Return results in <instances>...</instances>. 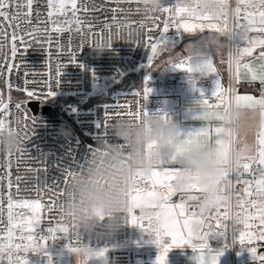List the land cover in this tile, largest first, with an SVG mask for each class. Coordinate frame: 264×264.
Wrapping results in <instances>:
<instances>
[{"label": "built area", "instance_id": "2783aa9c", "mask_svg": "<svg viewBox=\"0 0 264 264\" xmlns=\"http://www.w3.org/2000/svg\"><path fill=\"white\" fill-rule=\"evenodd\" d=\"M21 2L26 3V0ZM229 2L234 9L235 0ZM174 3L175 0H163V6ZM77 5L79 10L73 17L70 9L60 14L55 9L47 7V0H33L31 17L25 16L27 12L25 8L21 10L16 21L0 19V31L7 30L10 37L13 27L18 24L17 36L23 35L26 42L25 45L18 43L21 52L15 58L17 68L9 74L4 65L5 59L11 56V42L10 39L5 42L3 36H0V44H3V48L0 49V81L5 88L4 103L0 106V119L21 137L18 150L11 155L0 150V211H2L0 229L6 230L8 223L9 193L13 198L12 211L16 223L31 219L34 215L25 202L39 200L42 205L40 224L32 233L36 239L42 236L50 237L48 228L57 227L61 219L60 204L65 200L68 190V186L63 183L65 170L79 173L102 140L115 142V137L110 135V126L115 120L130 119L126 115L116 116L117 110L123 111L115 109L116 105H127L135 110L139 101L141 105L144 104L147 112H167L174 115L175 121L179 124L184 108H200L198 102L212 96L217 78L222 89L228 88L231 83L236 89V94L239 93V78H235L238 75L237 70L233 66L230 73L227 62L228 49H225L224 68L213 56L219 75H201L195 84L190 81L186 72L174 69L168 62L154 72L155 58L151 67H148V56L151 55V51L147 46V35L149 29H152L151 35L154 39L158 38L162 23L160 28H157L156 25L160 21L153 22L152 19L146 18L160 14L145 13L143 0H77ZM50 11L51 16L48 15ZM12 12L15 13L16 9L13 8ZM167 15L161 16V21ZM76 19H79V24L75 22ZM69 20H72L71 24ZM241 22H244L243 19ZM9 23L13 27H10ZM141 23L145 27L140 30L139 36L135 32L130 36L129 25L132 29H139ZM108 26L112 30L111 47L102 49L93 47L92 45L101 38L100 35L93 33H102L106 41L109 34ZM57 28L64 30L57 32L55 31ZM174 34L175 28L172 27L168 35ZM212 34L216 33L207 29L203 33L199 31L183 33L178 43L186 36L197 38ZM249 36L255 38L259 34L250 32ZM82 40L85 46L80 49L78 45ZM71 51L76 52L75 63L70 62ZM8 62L11 63L10 60ZM58 66H64L61 67L59 78ZM128 77L131 78L129 84ZM49 84L55 91L52 97L46 95ZM145 86L151 89L146 102L143 100ZM205 89L206 93H201ZM28 92H32L33 95L29 96ZM135 92H140L141 95H133ZM30 100L39 102L37 112H33L28 105ZM45 105L51 106L47 113L42 111ZM108 111L112 119L108 121L109 127L105 129V114ZM33 118L35 123L32 122ZM29 169L41 171L37 173ZM17 177L20 179L17 180ZM243 178L252 179L247 173ZM9 181L11 188L8 187ZM233 183L237 195H243L246 187L250 191L254 187V182L251 187L243 183L236 184L235 180ZM139 187L145 191L152 190V182L144 180ZM159 189L161 187L157 185L156 190ZM57 192H63V195L57 197ZM193 194L199 196V193ZM173 197L175 199L171 200L172 203L181 202L179 195ZM235 199L234 196L233 204ZM54 200L56 204L49 211L48 205ZM194 203L186 201V215L192 211H199L198 208L190 207ZM144 211L150 213L155 210L146 208ZM223 211L221 208V212ZM235 211L239 209L234 207L233 212ZM135 214L140 215V209H136ZM208 223L214 224L215 221ZM27 234L26 232L25 235ZM20 235L17 229L14 232L15 243H22ZM56 235L57 240L47 241L46 256L40 252L33 253L31 250L24 254L28 257L29 264H47L49 257L52 264H71V255L66 250L69 241L64 239L63 233ZM5 236L6 231H0V242H4ZM71 239L75 241L76 237L72 236ZM164 239L170 242V238ZM81 240L83 245L95 250L107 249L106 264H157V257L160 254V248L154 243V235L125 221L114 234L98 231L93 235L81 237ZM225 242V239L210 238L209 245L214 252L223 249L222 255L227 257L229 264H255L246 247L234 244L225 248ZM73 246L80 245L74 243ZM255 246L258 252H264V241ZM191 255H194V252L188 246L172 248L167 254V264H187ZM90 264H93V260Z\"/></svg>", "mask_w": 264, "mask_h": 264}, {"label": "snow or ice", "instance_id": "6c2138e0", "mask_svg": "<svg viewBox=\"0 0 264 264\" xmlns=\"http://www.w3.org/2000/svg\"><path fill=\"white\" fill-rule=\"evenodd\" d=\"M144 2V0H143ZM235 8H231L229 0H191L190 3L186 0H175V3L170 6H162L158 9L151 7H144L145 13H159L157 16H146L147 19H152L153 22L160 21L156 26L160 28L159 37L154 39L151 35L152 29H149L147 35V46L151 51L148 56V67H151L153 60L159 56L162 51H171L172 48L178 43V39L183 33H195L197 31L203 33L205 29L212 31L216 34H227L228 36V65L231 69L235 66L237 70V77L239 78V71L243 69V75L247 78L250 74L251 81L259 80L262 89L260 97L257 99L251 95H237L236 89L231 85L228 88L222 89L220 80L217 78L215 90L212 96L204 98L199 101L200 111L193 115V119L199 121H218L220 124L211 129L206 126H201L193 131L187 133H178V153L183 151L186 147L201 141H213L217 147L218 154L223 157L231 143L236 139L235 134L231 129L225 127L226 114L229 108L233 105L239 106L244 109L257 110L260 117L259 131L257 133V142L255 152L250 156H244L243 162L239 165L238 170L226 181V196L221 197L226 201L219 203L214 207H207L199 202V196L193 193H200L202 190L198 185H192L188 189H178L174 186L176 174L179 168L176 165V157H173L168 166L164 168H155L148 174L140 173L135 187L131 188L127 194L128 209L124 221L130 225L137 226L144 232L154 235V243L160 248V254L157 257V264H167V254L175 247H190L194 256L193 259L196 264H219V256L223 254V249L214 252L209 245L210 238L225 239V248H229L234 244H240L247 248L251 254L255 264H264V252H258L255 246L261 241H264V0H235ZM204 5H213L214 14L204 10ZM47 7L55 9L58 13L64 14L66 10L72 11L73 17L79 10L77 0H59V3H54V0H47ZM15 8L16 12L13 13L12 9ZM27 9L25 16L31 17L33 9V0H26V3L21 0H0V19L3 21H16L21 14V10ZM243 9V16L241 12ZM115 11V9H114ZM168 14L166 18L161 21V16ZM49 16L52 15L50 11ZM243 19L244 22H241ZM195 21V22H192ZM77 24L80 23L76 19ZM72 23V20H69ZM10 27H13L9 23ZM19 25L13 27V31L9 37L7 30L0 31V36H3L4 41L10 39L11 42V56L5 59L4 67L8 73L11 74L13 69L17 68L15 58L21 49L20 45H25L23 35L17 36L16 29ZM123 27V26H122ZM145 27L143 23L140 24L139 29H132L129 25V35L133 32L139 36L140 30ZM175 28L174 35H168L170 28ZM39 29H37L38 31ZM62 28H57L55 31H63ZM182 30V31H181ZM258 33V37H250L249 33ZM108 37L105 41L102 33L100 40L95 42L92 46L98 49L110 48L112 45V30L108 26ZM87 35V33H85ZM139 43V40L136 41ZM243 45V46H242ZM85 46L82 40L78 48L83 49ZM190 45H187V47ZM71 47V45H69ZM259 48V54L256 60L259 64L242 63L246 57H252L254 49ZM3 44H0V49ZM26 50V49H25ZM76 52L71 51L69 54L70 62H76ZM11 61L9 63L8 61ZM223 62V60L221 61ZM168 63L176 70H182L186 73L194 71L193 64L190 58L183 57L177 59V62L169 60ZM61 67L57 68V77L61 75ZM203 73V75L215 74L217 69L214 67L212 56L203 58L196 66V69ZM58 79L56 80V86ZM147 84V80H146ZM195 84V82H194ZM151 89L147 86L143 89V100L146 102ZM32 96V92H28ZM48 97L55 95L51 84L48 85ZM135 96H140V92L133 93ZM214 98V99H213ZM0 106L3 102L0 101ZM19 107V105H17ZM116 116H128L130 119L139 121L141 117L148 115L144 108L137 101L135 110L130 109L127 105H116ZM112 119L111 113L108 111L105 114L104 127H109L108 121ZM35 123V118L32 120ZM5 129L12 131L3 119H0V132ZM213 131L215 135H213ZM106 134V133H105ZM11 155V153H9ZM95 155V152H93ZM84 168L80 172H82ZM29 171L39 172L41 169H29ZM79 172V173H80ZM65 170V177L63 180L64 185L69 186L70 182L75 179L79 174ZM249 174L252 179H244L245 174ZM20 177H17L19 180ZM144 180L152 182V190L145 191L139 187L140 183ZM243 183L246 186H253L250 191L247 187L243 195H237L235 185ZM167 188V194L163 197L160 195L156 186ZM9 188L12 187L9 181ZM17 191L19 188L17 187ZM190 193L188 199L183 197V193ZM57 197L63 195V192H57ZM179 195L181 198L180 203H172V197ZM235 204H233V198ZM245 196L251 197L246 199ZM186 201H193L194 204L190 207L198 208L199 211L186 213ZM26 206L30 207L34 213L31 219L16 223L13 214V198L11 193L8 194V212H7V226L0 231H6L4 242H0V264H29L28 257L24 254L31 250L35 253L39 250L42 255H47L45 249L47 248V241L57 240V233H63L64 239L69 241L66 244L71 250H76L79 246L73 244H83L81 238L76 233L75 223L68 222L64 215L55 228H48L51 236H42L38 239L32 235L35 228L40 224V216L38 212L42 207L39 200L31 203L25 202ZM56 201H52L48 205L49 211L52 210ZM238 208L239 211L233 212V208ZM154 209L150 213L144 210ZM221 208L224 209L221 212ZM140 209V215L135 214V210ZM62 212V211H61ZM2 215V211H0ZM208 221H215V223H208ZM146 222V223H145ZM19 230L21 235L19 239L22 243H15L14 232ZM28 233L25 235V233ZM72 236L76 239L73 241ZM170 238V242L164 239ZM26 241V242H23ZM90 247V246H89ZM107 249H99L94 252V259L103 258ZM199 253V254H196ZM206 253V254H205ZM47 264H52L49 257Z\"/></svg>", "mask_w": 264, "mask_h": 264}, {"label": "clouds", "instance_id": "9594fccd", "mask_svg": "<svg viewBox=\"0 0 264 264\" xmlns=\"http://www.w3.org/2000/svg\"><path fill=\"white\" fill-rule=\"evenodd\" d=\"M162 4L163 0H144V5L151 8L158 9ZM203 7L214 14L213 5ZM189 45L185 49V57L190 58L194 71L187 75L194 84L203 75L195 70L196 66L207 56L224 55L228 49V36L212 34ZM258 116L257 110L235 105L229 108L225 127L232 130L236 139L223 157L218 154L215 143L206 140L178 153L180 125L174 115L167 112H148L139 121L119 118L110 126V135L115 137V142L102 140L84 170L70 182L66 198L60 204L62 214L68 222L75 223V233L79 238L98 231L114 234L124 221L128 209L127 194L135 187L139 174L164 168L173 157H176L179 168L175 187L188 189L198 185L202 190L199 202L207 207L226 202L221 197L227 194V179L238 170L244 156L255 152L253 137L260 122ZM20 143L21 137L16 131L5 129L0 132V150L15 152ZM167 191V188L158 190L162 197ZM189 195L188 192L183 193L185 199ZM66 250L74 264H90L94 259L95 249L83 244L76 250L66 245Z\"/></svg>", "mask_w": 264, "mask_h": 264}, {"label": "crops", "instance_id": "0c3cea01", "mask_svg": "<svg viewBox=\"0 0 264 264\" xmlns=\"http://www.w3.org/2000/svg\"><path fill=\"white\" fill-rule=\"evenodd\" d=\"M259 51L260 49H254V52H253V55L252 57H246L244 59V61H242V63H249L250 65L252 64H259V61L256 60V57L258 56L259 54ZM243 69H241L239 71V83H242V82H250V83H258L259 84V89H260V92L258 94H255L253 92H248V91H240L238 93V95H251V96H254L255 98H259L260 97V94H261V89H262V85L260 83V81L257 79L255 81H251L250 79V74L249 76L246 78L244 75H243ZM201 109L200 108H184L182 110V121L179 123L180 125V129H181V132L183 133H187L189 131H193L201 126H206V127H209L211 129H215L216 126H218L220 124V122L218 121H199V120H195L193 119V115L199 113ZM248 118V117H247ZM257 119H259V116L257 117ZM259 131V126L256 128L255 132H254V138L257 140V133ZM213 135H215L214 131H213ZM257 142V141H256ZM255 142V144H256ZM195 255V254H194ZM194 255H191L190 258H189V261L187 264H190L191 260L193 259V256ZM222 258V259H221ZM223 260V261H226L225 263L229 264L228 259L226 256H223V255H220L219 256V260Z\"/></svg>", "mask_w": 264, "mask_h": 264}, {"label": "rangeland", "instance_id": "374dc122", "mask_svg": "<svg viewBox=\"0 0 264 264\" xmlns=\"http://www.w3.org/2000/svg\"><path fill=\"white\" fill-rule=\"evenodd\" d=\"M66 2H67V0H66ZM54 3H59V0H54ZM201 38L202 37H197V38L190 37V36L184 37V39H182L179 43H177L176 46L171 49V51H162L158 56L159 58H161V60L156 65H163L164 63L168 62L169 60L175 61V60H177V59H175L176 57H179V58L185 57V49H186L187 45H189L190 43H193L195 41H198ZM158 57H156V59ZM212 58H213L214 67L217 69V72L215 74H208V75L218 76L219 75V69H218V67L214 61L213 56H212ZM201 93H203V94L206 93V89L201 91ZM4 99H5V88H4V85L2 84V82L0 81V101H2L4 103ZM245 119H247V116H245ZM256 141L257 140L254 138V142H256ZM40 213H41V208L38 212L39 216H40ZM221 259L219 260V264H226L225 263L226 261H223ZM70 262H71V264H74L72 256H70ZM93 264H106L105 255L103 258H100V259H93ZM190 264H196V261L194 259H192Z\"/></svg>", "mask_w": 264, "mask_h": 264}, {"label": "trees", "instance_id": "16d2710c", "mask_svg": "<svg viewBox=\"0 0 264 264\" xmlns=\"http://www.w3.org/2000/svg\"><path fill=\"white\" fill-rule=\"evenodd\" d=\"M216 59V61H218V63L220 64V66L222 68H224V57H225V54L224 55H213ZM161 60V58H157L155 60V63H154V72H156L161 65H156L157 63H159V61ZM223 60V62H221ZM159 67V68H158ZM238 91H248V92H253L255 94H258L260 92V89H259V84L258 83H250V82H242V83H238Z\"/></svg>", "mask_w": 264, "mask_h": 264}, {"label": "water", "instance_id": "95a60500", "mask_svg": "<svg viewBox=\"0 0 264 264\" xmlns=\"http://www.w3.org/2000/svg\"><path fill=\"white\" fill-rule=\"evenodd\" d=\"M130 80H131V78L128 77V78H127V84L130 83ZM28 105H29L30 108L33 110V112H37V110L39 109V102H38V101L30 100V101L28 102ZM50 108H51L50 105H45V106H43L42 111H43L44 113H47V112L50 110ZM174 199H175V197H172V200H174Z\"/></svg>", "mask_w": 264, "mask_h": 264}]
</instances>
